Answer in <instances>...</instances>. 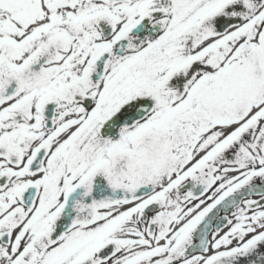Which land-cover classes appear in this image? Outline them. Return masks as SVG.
I'll use <instances>...</instances> for the list:
<instances>
[{"label": "snow or ice", "instance_id": "1", "mask_svg": "<svg viewBox=\"0 0 264 264\" xmlns=\"http://www.w3.org/2000/svg\"><path fill=\"white\" fill-rule=\"evenodd\" d=\"M0 264H264V0H0Z\"/></svg>", "mask_w": 264, "mask_h": 264}]
</instances>
